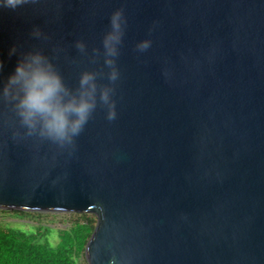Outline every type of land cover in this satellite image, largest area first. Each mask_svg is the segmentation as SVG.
<instances>
[{
	"label": "water",
	"instance_id": "1",
	"mask_svg": "<svg viewBox=\"0 0 264 264\" xmlns=\"http://www.w3.org/2000/svg\"><path fill=\"white\" fill-rule=\"evenodd\" d=\"M117 11L122 35L108 56ZM13 45L42 51L73 94L95 73L97 104L61 144L29 135L0 95V209L96 215L88 264H264V0L0 9V89Z\"/></svg>",
	"mask_w": 264,
	"mask_h": 264
},
{
	"label": "clouds",
	"instance_id": "2",
	"mask_svg": "<svg viewBox=\"0 0 264 264\" xmlns=\"http://www.w3.org/2000/svg\"><path fill=\"white\" fill-rule=\"evenodd\" d=\"M39 0H0V9L16 11L29 4H38ZM112 31L104 39V47L108 56H114L121 40L122 14L117 11L111 18ZM32 36L36 39L46 38L41 28L35 27ZM147 42L141 47H147ZM77 47L84 49V44ZM9 57H17L15 68L8 76L0 95L10 98L21 123L31 135L37 131L41 136L53 141L71 143L79 135L83 126L89 120L96 108L97 84L96 75L92 72L82 74L78 94H73L63 77L51 60L40 50L27 52L13 45L8 51ZM107 64L113 61L108 59ZM3 61H0V70ZM113 71L110 79L117 78ZM100 100L110 103V89L105 88L100 93ZM115 112H109V119Z\"/></svg>",
	"mask_w": 264,
	"mask_h": 264
},
{
	"label": "trees",
	"instance_id": "3",
	"mask_svg": "<svg viewBox=\"0 0 264 264\" xmlns=\"http://www.w3.org/2000/svg\"><path fill=\"white\" fill-rule=\"evenodd\" d=\"M18 213L32 217L38 225L31 229L0 223V264H83L86 244L95 228L97 217L91 213H71L69 225L57 229L59 241H38L42 235V214Z\"/></svg>",
	"mask_w": 264,
	"mask_h": 264
},
{
	"label": "rangeland",
	"instance_id": "4",
	"mask_svg": "<svg viewBox=\"0 0 264 264\" xmlns=\"http://www.w3.org/2000/svg\"><path fill=\"white\" fill-rule=\"evenodd\" d=\"M30 212V211H29ZM42 214L40 218L43 227L42 235H39L38 241L49 240L53 245L59 241L57 229L69 225L73 218L69 212H31ZM0 223L8 224L17 228L31 229L38 223L30 216L16 212V210L0 209ZM83 264H88L87 260Z\"/></svg>",
	"mask_w": 264,
	"mask_h": 264
}]
</instances>
